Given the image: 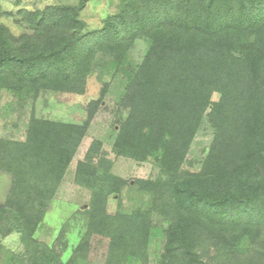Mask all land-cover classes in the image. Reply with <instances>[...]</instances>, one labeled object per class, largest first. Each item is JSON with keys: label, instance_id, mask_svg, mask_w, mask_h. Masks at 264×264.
I'll list each match as a JSON object with an SVG mask.
<instances>
[{"label": "trees", "instance_id": "trees-1", "mask_svg": "<svg viewBox=\"0 0 264 264\" xmlns=\"http://www.w3.org/2000/svg\"><path fill=\"white\" fill-rule=\"evenodd\" d=\"M89 1L28 14L32 33L20 38L0 26V92L82 95L97 55H110L126 77L121 101L126 116L115 152L141 161L157 155L165 172L175 174L167 186L178 219L168 229L161 264H203L199 247L207 244L232 250L217 254L218 264H264V0H121L120 11L101 30L84 33L80 14ZM143 36L145 56L136 66L126 65ZM213 94L220 95L217 102ZM203 120L214 130L205 167L177 176ZM89 121L72 125L33 118L25 141L0 139V169L14 176L10 195L0 203V238L21 234L29 264H62L32 234ZM96 174L86 187L97 186L99 198L107 183H123L86 162L78 163L75 181ZM159 183L137 181L154 189ZM97 201L94 208H104L106 197ZM101 218L103 226L111 221L103 212ZM148 223V217L125 223L116 234L95 224L76 258L89 256L98 235L112 236L110 250H124L132 240L146 247ZM246 238L253 248L243 255L234 245Z\"/></svg>", "mask_w": 264, "mask_h": 264}, {"label": "rangeland", "instance_id": "rangeland-1", "mask_svg": "<svg viewBox=\"0 0 264 264\" xmlns=\"http://www.w3.org/2000/svg\"><path fill=\"white\" fill-rule=\"evenodd\" d=\"M79 2L0 0V26L7 28L15 38H20L32 33L28 29V14L44 12L48 7L77 6ZM121 7V0H90L80 14V19L86 25L84 33L101 30L106 20L118 14ZM140 38L143 39L134 43L126 65L136 66L145 56L147 43L144 36ZM125 87L123 65L114 62L110 55L100 53L93 62L92 71L87 77L86 91L82 95L50 89H41L36 97H21L8 90L0 92V139L5 141H25L33 118L72 125H84L90 120L85 138L58 184L52 201L48 203L43 220L32 234V240L47 246L62 264H161L168 229L178 219L167 186L175 174L165 172L160 157L154 155L141 161L130 155H118L114 150L120 122L126 116L121 105ZM219 99V94H213V101ZM213 134V126L203 120L177 176L198 173L204 169ZM0 162L4 164V161ZM79 162L91 163L100 169V175L103 176L107 171L123 181L107 183L105 190L99 194L100 198L106 197L104 208H94L99 203L97 200H100L95 196L97 186H94L96 189L86 187L87 184H93L97 174L89 181L82 178L81 185L76 183ZM138 180L160 183L154 189L152 186L137 184ZM13 187V174L0 169V203H4ZM102 212L111 217L107 226L101 225ZM93 213L96 214L93 216ZM147 217L150 235L146 247L132 240L129 250H110L112 236L105 239L98 235L92 239L89 256L76 258V249L90 229L96 227L95 224H98L99 231L105 227L102 232L116 234L125 223H139ZM100 220L102 222L99 224ZM241 244L234 245L235 250L243 255L249 254L253 248L250 239H244ZM223 252L230 254L232 250H224L215 244L199 247L203 264H218L216 256ZM30 259L21 234L15 231L0 238V264H29Z\"/></svg>", "mask_w": 264, "mask_h": 264}]
</instances>
